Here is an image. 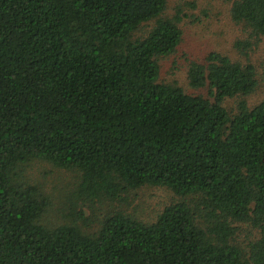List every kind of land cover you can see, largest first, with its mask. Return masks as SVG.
<instances>
[{"label":"trees","instance_id":"trees-1","mask_svg":"<svg viewBox=\"0 0 264 264\" xmlns=\"http://www.w3.org/2000/svg\"><path fill=\"white\" fill-rule=\"evenodd\" d=\"M167 4L0 0V264H264L257 67L213 50L188 70L208 96L161 81ZM230 13L264 35V0ZM38 161L74 178L49 191ZM143 186L175 194L152 222L125 212Z\"/></svg>","mask_w":264,"mask_h":264},{"label":"rangeland","instance_id":"rangeland-1","mask_svg":"<svg viewBox=\"0 0 264 264\" xmlns=\"http://www.w3.org/2000/svg\"><path fill=\"white\" fill-rule=\"evenodd\" d=\"M193 1H195L194 6ZM233 1L168 0L164 16L172 17L176 15L178 9L183 10L184 15L180 23L183 37L173 54L160 59L161 81L178 83L189 93H202L208 96V90L205 87L194 89L190 86L188 70L191 61H202L206 54L215 50L234 61L255 64L259 75V86L257 91L247 99L249 104L253 105L264 98V35L257 38L251 37L247 28L234 22L230 13ZM151 26L152 23L147 24L145 30ZM239 41H248L251 46L242 50L237 45ZM225 101H227L225 103L227 108L235 109L237 105L235 98H226ZM31 175L33 178H38L40 182L46 183L49 191L54 186L60 190L69 178H74L72 173L60 171L42 161L33 165ZM130 197L132 200L125 212L152 222L175 198V194L166 187L143 186L136 189Z\"/></svg>","mask_w":264,"mask_h":264}]
</instances>
